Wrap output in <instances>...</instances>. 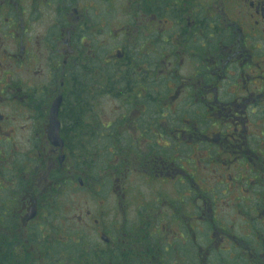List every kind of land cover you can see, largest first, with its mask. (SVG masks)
<instances>
[{"label":"flooded vegetation","instance_id":"af4514ba","mask_svg":"<svg viewBox=\"0 0 264 264\" xmlns=\"http://www.w3.org/2000/svg\"><path fill=\"white\" fill-rule=\"evenodd\" d=\"M94 63L120 104L82 136L112 160L93 174L63 116ZM130 175L152 190L128 200ZM111 176L119 199L69 216L65 189L95 201ZM0 264H264V0H0Z\"/></svg>","mask_w":264,"mask_h":264},{"label":"rangeland","instance_id":"374dc122","mask_svg":"<svg viewBox=\"0 0 264 264\" xmlns=\"http://www.w3.org/2000/svg\"><path fill=\"white\" fill-rule=\"evenodd\" d=\"M208 0H203V3L206 4ZM120 2H116L115 7H120ZM107 20L109 22L108 33H102V36L99 40H97V43L102 47L103 42L106 43V46L103 48V52L108 55V57H112L111 60H113L115 51L119 47H123L121 42V35L120 32L117 31V33L114 32L115 29L118 28V26L114 25V21H116L119 25V22L121 24H125L129 21V19H134V16H132L130 13L126 11V9L122 12L121 10L114 12H108L106 14ZM126 25V24H125ZM107 30V29H106ZM104 30V31H106ZM118 34V37H117ZM146 35V30L141 31L137 34H133L134 37H132L131 34V44L134 43L136 40L143 39ZM126 46V42L124 44ZM129 47V46H128ZM110 66V65H109ZM109 93H106V96H104V93L102 96L97 97L94 101L93 105V115H96V120L98 123H102L106 125L109 121H112L113 119L117 118L119 112H117V107H119L120 102L116 101L113 97L108 96ZM99 126V125H98ZM98 158L105 159L106 161H112L110 159L105 158L104 156H100ZM97 160H100L98 159ZM109 162H99L96 164V168L99 167H105L106 165H109ZM118 178V176H111L109 177V180H107L101 190L99 191V194L103 197H98L95 201H92L88 197V192L85 191V189H77L75 191L72 190H64L65 197L60 198V203L67 205V209H69V216H81L84 215L87 211H92L91 208L93 206L100 208V203L103 202L105 199L108 200V204L111 205L116 198L119 199L120 196V189H117V186L119 185V182H115V180ZM93 178L92 182L94 184H97L98 182L95 181ZM139 176L137 175H130L129 178H124L123 182H120L121 187L124 186V191L128 194L127 199L131 200L135 197H139L142 194L147 193V190H152L151 187H144L141 184V181H139ZM195 182L198 183V181L195 179ZM111 184V186H110ZM89 188V187H87ZM119 192H118V191ZM106 197V198H104ZM161 223H164L165 221L161 220Z\"/></svg>","mask_w":264,"mask_h":264},{"label":"trees","instance_id":"16d2710c","mask_svg":"<svg viewBox=\"0 0 264 264\" xmlns=\"http://www.w3.org/2000/svg\"><path fill=\"white\" fill-rule=\"evenodd\" d=\"M130 57V56H127ZM132 57V56H131ZM129 62L128 65H125L127 67L124 69V73L126 75V78H124V88L126 87L127 90H124V93L130 91V81L131 80V72L134 71V64L133 61L130 62V60H127ZM96 65V66H94ZM94 67L91 69V77H90V83L88 85V93L85 96V86H84V76L81 75V77H77V93L74 97L67 98L66 104H74L75 106V112L74 115L68 118L67 114H71V112H66L67 114H64L63 119L65 120V125L68 124V126L73 130H75L76 138L74 140L75 146L77 147V150L79 151V160L81 161H89L92 167V173L94 174V168H96V164L99 162H110L106 161L105 159L93 157L95 153L90 148V144L92 145H102L103 143L98 141L97 135L98 134H92V140L91 142H88L87 140L83 139L82 136L85 132V130H88L89 132H93L92 129H88L87 126L90 125L88 121H90V116H92L93 113V105L94 101L97 97H100L105 92V89H111L112 88V81L114 80L113 77V71L111 69H107V72L104 73L101 68L100 64L94 63ZM113 67V66H112ZM114 69V68H112ZM115 70V69H114ZM130 75V76H128ZM116 85V84H115ZM131 94V92H130ZM91 120H95L92 118ZM70 121V123H69ZM74 127V128H73ZM98 128V127H97ZM91 130V131H90ZM98 132V129H94ZM100 130V127H99ZM97 155V153H96ZM92 157V158H91ZM100 159V160H97ZM101 167H99L100 169ZM59 208V214L60 216L64 215L63 210Z\"/></svg>","mask_w":264,"mask_h":264},{"label":"water","instance_id":"95a60500","mask_svg":"<svg viewBox=\"0 0 264 264\" xmlns=\"http://www.w3.org/2000/svg\"><path fill=\"white\" fill-rule=\"evenodd\" d=\"M61 104V98L55 99L50 107L49 110V131H48V138L53 144H61V141L59 140V122H58V112L59 107Z\"/></svg>","mask_w":264,"mask_h":264}]
</instances>
